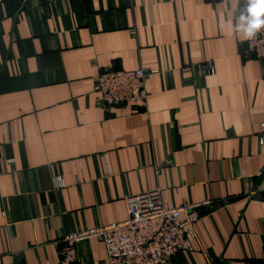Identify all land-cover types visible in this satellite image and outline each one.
I'll use <instances>...</instances> for the list:
<instances>
[{
    "label": "crops",
    "instance_id": "obj_1",
    "mask_svg": "<svg viewBox=\"0 0 264 264\" xmlns=\"http://www.w3.org/2000/svg\"><path fill=\"white\" fill-rule=\"evenodd\" d=\"M245 8L0 0L3 264H60L57 241L126 219L128 196L157 188L171 206L214 202L168 264H264V72L234 30ZM209 60L215 74L200 76ZM139 68L152 71L147 106L108 109L102 72ZM79 250L77 264H110L98 238Z\"/></svg>",
    "mask_w": 264,
    "mask_h": 264
},
{
    "label": "built area",
    "instance_id": "obj_2",
    "mask_svg": "<svg viewBox=\"0 0 264 264\" xmlns=\"http://www.w3.org/2000/svg\"><path fill=\"white\" fill-rule=\"evenodd\" d=\"M236 1L247 6V0ZM242 53L246 58L258 59L264 72V28L248 40ZM196 68L200 76L215 74L216 62H202ZM151 73L143 68L103 71L96 85L103 104L108 109L129 103L146 107ZM261 133L264 134V123L261 124ZM56 184L64 185L61 177L56 179ZM256 191L251 185L247 194L255 196ZM127 199L129 215L126 219L68 233L57 241L60 264H77L80 260L79 244L89 238H98L105 243L110 264H168L178 254L193 250L197 238L195 225L201 217L199 207L214 203L171 206L163 188L129 195ZM218 203L227 205L229 200L216 201ZM0 264H3L1 256Z\"/></svg>",
    "mask_w": 264,
    "mask_h": 264
},
{
    "label": "clouds",
    "instance_id": "obj_3",
    "mask_svg": "<svg viewBox=\"0 0 264 264\" xmlns=\"http://www.w3.org/2000/svg\"><path fill=\"white\" fill-rule=\"evenodd\" d=\"M259 0H247L245 9L239 10L236 16L234 30L250 39L264 28V7H258Z\"/></svg>",
    "mask_w": 264,
    "mask_h": 264
},
{
    "label": "snow or ice",
    "instance_id": "obj_4",
    "mask_svg": "<svg viewBox=\"0 0 264 264\" xmlns=\"http://www.w3.org/2000/svg\"><path fill=\"white\" fill-rule=\"evenodd\" d=\"M258 7H264V4H259V5H257Z\"/></svg>",
    "mask_w": 264,
    "mask_h": 264
}]
</instances>
